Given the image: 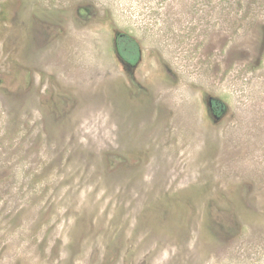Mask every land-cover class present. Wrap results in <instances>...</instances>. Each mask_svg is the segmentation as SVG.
Returning <instances> with one entry per match:
<instances>
[{"label":"rangeland","instance_id":"1","mask_svg":"<svg viewBox=\"0 0 264 264\" xmlns=\"http://www.w3.org/2000/svg\"><path fill=\"white\" fill-rule=\"evenodd\" d=\"M0 264H264V0H0Z\"/></svg>","mask_w":264,"mask_h":264},{"label":"flooded vegetation","instance_id":"2","mask_svg":"<svg viewBox=\"0 0 264 264\" xmlns=\"http://www.w3.org/2000/svg\"><path fill=\"white\" fill-rule=\"evenodd\" d=\"M115 50L116 53L124 64L128 66H133L136 64L138 60L135 58V53L139 54V46L137 42L129 35L125 33H117L115 37ZM208 105L211 110H213L214 114L217 115L220 110H222V103L214 98L208 99Z\"/></svg>","mask_w":264,"mask_h":264},{"label":"trees","instance_id":"3","mask_svg":"<svg viewBox=\"0 0 264 264\" xmlns=\"http://www.w3.org/2000/svg\"><path fill=\"white\" fill-rule=\"evenodd\" d=\"M137 56H138V52L135 53V58H137Z\"/></svg>","mask_w":264,"mask_h":264}]
</instances>
